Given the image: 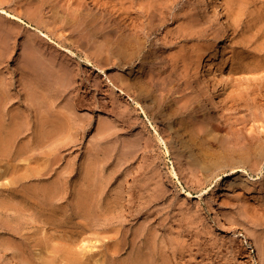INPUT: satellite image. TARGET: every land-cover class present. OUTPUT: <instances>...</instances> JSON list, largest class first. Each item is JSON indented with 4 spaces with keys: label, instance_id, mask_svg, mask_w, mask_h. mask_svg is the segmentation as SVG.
I'll list each match as a JSON object with an SVG mask.
<instances>
[{
    "label": "rangeland",
    "instance_id": "1",
    "mask_svg": "<svg viewBox=\"0 0 264 264\" xmlns=\"http://www.w3.org/2000/svg\"><path fill=\"white\" fill-rule=\"evenodd\" d=\"M39 1L0 0L26 21L0 14V264H264V0H216L226 27L204 0H141L164 14L139 48Z\"/></svg>",
    "mask_w": 264,
    "mask_h": 264
},
{
    "label": "bare ground",
    "instance_id": "2",
    "mask_svg": "<svg viewBox=\"0 0 264 264\" xmlns=\"http://www.w3.org/2000/svg\"><path fill=\"white\" fill-rule=\"evenodd\" d=\"M71 1H73V4H71ZM104 2V0H41V2L39 3V5H38V7H39V9H40V11H41V14H42V12H46V10L48 9L49 10V14L50 13H52V15H51V17L53 18V19H55L56 21L58 20L59 21V19H58V17H59V14H60V12L62 11V10H66V13H67V11H68V17H66L65 18V20L64 19H62V22H71V24H72V22H109L110 23V26L107 28L108 29V31H107V34L106 35H108L109 37H110V39L112 38V41H114V39L115 38H117V36H118V38H117V40H119V41H122L123 42V40H125L127 43L130 41V43H135V46H137V44H139L140 45V39H142V37H144V36H141V35H143V34H145L146 33V30H148L149 32L152 30V25H153V23H151V21H148V23H147V20L148 19H153L154 18V16L152 17L151 16V12L154 10L155 12H156V10H158L159 8H162L161 6L159 7V8H156V10L155 9H153L152 11H150V14L149 13H147L146 14V12H144V11H147L148 10V6H146V7H148V8H146L145 10H142V9H144V7L142 8V9H140V8H138V6H140V4H141V0H105L107 3H103ZM145 1V0H144ZM249 0H247L246 2H248ZM255 1V0H254ZM13 2V1H12ZM14 2H16V4L15 5H18L19 3L17 2V1H14ZM21 2V1H20ZM26 2H28V1H26ZM204 2H205V5H206V7H207V9L209 10V9H211L212 11H214L215 10V12H216V15H217V17H220V18H222L223 19V21H224V24H225V27H226V25L230 22V21H228V19L229 18H226L224 15H223V13H222V10L221 11H219V5H222L221 4V2H218V4L219 5H216V0H204ZM250 2V1H249ZM18 3V4H17ZM100 3H103L102 4V6L103 7H105V9L106 8H110V9H112V11H111V13L110 12H108V17H107V15H106V10L105 9H103V10H100V12L102 11V13H101V15H99L98 13H99V11L98 12H95V10H96V7L100 4ZM29 4H30V6L32 5L33 7H34V5H37L38 4V2L36 3V0H29ZM162 3H160V5H161ZM246 4V3H245ZM250 4H251V2H250ZM14 5V6H15ZM73 5H76V7H77V9H75V10H73V11H70L71 10V8H72V6ZM89 5H92V6H94L95 7V5H97L96 7H95V10H93L95 13H97L96 15H93L92 14V12L90 13V12H86V10H89V9H94L93 7L91 8H88V6ZM109 5V6H108ZM143 5L145 6L146 4L145 3H143ZM159 5V4H158ZM158 5L156 6V7H158ZM248 5V4H247ZM247 5H245V6H247ZM101 6V5H100ZM106 6H108V7H106ZM153 6H155V5H153ZM164 6V5H163ZM169 6V5H168ZM168 6H165L166 8H168ZM242 7V9H241V7ZM240 6H238V7H240V9H238V7H237V9L239 10L237 13L235 12V11H237V9H235V11L234 10H232L233 11V14H235V15H233V17L235 18V17H238V16H240L241 15V18L240 17H238L239 19H237L238 20V22H236V25H235V22L233 21V25H235L234 26V28H235V30L236 31H234L235 33L236 32H238L239 31V29H241L242 30V32H243V30H245L244 32H247L246 30H248L247 28H249V27H251L250 25H249V27H247L248 25H247V21L246 22H242V20H243V17H242V15H244V13H246V12H244L243 11V6L242 5H240ZM75 7V6H74ZM75 7V8H76ZM102 7V8H103ZM98 8H99V6H98ZM155 8V7H154ZM74 9V8H73ZM164 9V8H163ZM245 9V8H244ZM114 10H115V12H114ZM151 10V9H150ZM170 10H171V8H170ZM36 11H38V9L36 10ZM39 11V12H40ZM97 11V10H96ZM103 11H104V13H105V15L103 14ZM153 11V12H154ZM166 11V10H165ZM168 11H169V9H168ZM244 12L243 14H241V12ZM247 11V10H246ZM38 12V13H39ZM64 12V11H63ZM62 12V13H63ZM86 12V13H85ZM149 12V11H148ZM158 12L160 13V17L159 16H157V17H159V18H161L162 16H163V14H164V11L161 9H159L158 10ZM235 12V13H234ZM37 13V12H36ZM66 13H64V15L66 14ZM110 13V14H109ZM157 13V12H156ZM156 13H152V14H156ZM166 13H167V11H166ZM0 14H2L6 19H8L9 20V22H11L12 21V23L13 22H17V23H15V24H18V22H20V23H24V22H26L24 19H23V17L24 16H20V15H22V14H20L19 16L18 15H16V14H13L12 12H9L8 10H5L4 8H2V7H0ZM44 14V13H43ZM2 15H0V16H2ZM236 15H238V16H236ZM2 16V17H3ZM30 16V17H29ZM29 16H27L28 18L27 19H29V22H36V18H35V16L33 17L32 15H29ZM100 16V17H99ZM165 16V15H164ZM205 16V15H204ZM246 16V15H245ZM206 17V16H205ZM232 17V16H231ZM248 17V16H247ZM4 18V19H5ZM26 18V17H25ZM60 18V17H59ZM208 18V17H207ZM234 18H231L232 20L234 19ZM61 19V18H60ZM101 19H103V20H101ZM162 19V18H161ZM161 19H160V22H161ZM236 19V18H235ZM234 19V20H235ZM247 20H248V18H246ZM2 20H3V18H2ZM8 20H6L7 22H8ZM38 20V19H37ZM154 20V19H153ZM152 20V21H153ZM156 20V19H155ZM155 20L153 21V22H155ZM5 21V20H4ZM53 22H54V20H52ZM158 21V20H157ZM156 21V22H157ZM236 21V20H235ZM249 21V20H248ZM159 22V21H158ZM162 22H164V20L162 21ZM78 23V24H79ZM251 23V22H250ZM249 23V24H250ZM75 24V23H74ZM77 24V23H76ZM159 24V23H158ZM232 24V23H231ZM252 24V23H251ZM23 25V24H22ZM106 25V24H105ZM157 25V24H156ZM28 26V25H27ZM80 26H81V24H80ZM107 26H108V24H107ZM114 26H118L117 28H118V34L119 35H116L117 33H115V31H114ZM155 26V25H154ZM159 26H161V23H160V25ZM83 27H84V25H83ZM82 27V28H83ZM245 27H247L246 29H245ZM31 28H33V27H31ZM36 28V27H35ZM232 28H233V26H232ZM233 28V29H234ZM34 29V28H33ZM79 30H81V29H79ZM85 30V29H84ZM105 32H106V29L104 30ZM41 32V31H40ZM148 32V33H149ZM152 32V31H151ZM151 32L149 33V34H151ZM233 32V33H234ZM243 32V33H244ZM148 33H146V34H148ZM7 34V33H6ZM43 34V33H42ZM239 34H240V31H239ZM44 35V34H43ZM46 35V34H45ZM105 35V34H104ZM42 36V35H41ZM147 36V35H146ZM146 36H145V38H146ZM114 38V39H113ZM144 38V39H145ZM106 40H107V38H106ZM225 40H227V37H225ZM108 42H110L111 40H107ZM148 41V40H147ZM6 42V41H5ZM51 42H52V40H51ZM107 42V43H108ZM143 42H145V41H142V43ZM113 43V42H112ZM117 43V42H116ZM121 43V42H120ZM125 42H123L122 44L123 45H125V44H127V43H125ZM141 43V44H142ZM229 42H227V44H228ZM4 44V43H3ZM8 44V43H7ZM114 44H115V41H114ZM113 44V45H114ZM121 44V45H122ZM112 45V44H111ZM110 45V43H109V46H111ZM113 45H112V47H113ZM138 45V46H139ZM143 45H145V43L143 44ZM166 45V44H165ZM9 46V45H8ZM108 46V47H109ZM130 46H131V44H130ZM133 46V45H132ZM131 46V47H132ZM137 46V48H139ZM0 47H2V45H0ZM141 47V46H140ZM158 47V46H157ZM110 48V47H109ZM143 48V47H142ZM162 48V47H161ZM108 49V48H107ZM163 50H164V52H165V48H162ZM167 49V48H166ZM0 50H3V49H0ZM7 50V49H6ZM114 50L116 51V48H114L113 47V52H114ZM142 50V49H141ZM109 51V50H108ZM156 51H158V49L156 48ZM160 51V50H159ZM162 51V50H161ZM4 52V51H3ZM6 52V51H5ZM9 52V51H8ZM7 52V53H8ZM34 52V51H33ZM110 52L111 51H109V54H110ZM117 53H119L118 51H116ZM115 52V53H116ZM135 52H136V50H135ZM138 53H139V51H137ZM141 52V51H140ZM37 53V52H36ZM38 53H39V51H38ZM37 53V54H38ZM159 53V52H158ZM5 54V53H4ZM33 54V53H32ZM112 54V53H111ZM110 54V55H111ZM131 54V53H130ZM133 54H135V53H133ZM133 54H131V55H133ZM136 55V54H135ZM134 55V56H135ZM156 55V60L154 59V61H156V63H153L154 64V67H155V71L156 70H158V68L160 67V69L162 68V66L164 65L163 63L164 62H166V60H167V58H168V56H167V58H166V60H165V58H164V53H162V54H158V56H157V53L155 54ZM195 57H196V59H197V56H196V54H193ZM31 56V55H30ZM35 56V55H34ZM126 56H127V54H126ZM125 55L123 56V58H125L126 57ZM175 56H177V55H175ZM41 57V56H40ZM129 57V56H128ZM128 57H126V58H128ZM143 57H146V56H143ZM155 57V56H154ZM154 57H151L152 59L154 58ZM170 58L169 59H171V56H169ZM183 57H185V56H183ZM192 57V56H191ZM37 58V57H36ZM135 58H137V56L135 57ZM151 58H149V59H151ZM175 58V57H174ZM181 58H182V56H181ZM187 58V57H186ZM185 58V59H186ZM34 58H32V62H34V60H33ZM42 59H43V57H42ZM42 59H39V60H41L42 61ZM132 59H134V58H132ZM138 59V58H137ZM177 59H178V57H177ZM180 59V58H179ZM191 59H193V58H191ZM195 59V60H196ZM38 60V61H39ZM125 60V59H124ZM130 60V59H129ZM146 60H148V59H146ZM173 60H175V59H173ZM181 60V59H180ZM179 60V61H180ZM182 60H184L183 58H182ZM194 60V59H193ZM192 60V61H193ZM194 60V61H195ZM35 61H37V59H35ZM45 61H46V59H45ZM143 61V60H142ZM145 61V60H144ZM149 61V60H148ZM150 61H152V60H150ZM170 61H172V59L170 60ZM189 61H190V58H189ZM192 61H190L189 63H187V65L188 64H192L191 62ZM31 62V64H33ZM173 62V61H172ZM176 62H178V61H176ZM176 62H173V63H176ZM180 62H182V61H180ZM179 62V63H180ZM187 62V61H186ZM36 62H34V64H35ZM43 63H45V62H43ZM146 63V62H145ZM169 63H171V62H169ZM173 63H171L170 64V66H171V68L173 69V67L175 66V64H173ZM30 64V63H29ZM47 64H48V62H47ZM152 63L150 62V65H151ZM152 64V65H153ZM163 64V65H162ZM168 64V63H167ZM185 64V63H184ZM37 65V64H36ZM36 65H34V67L36 66ZM43 65V64H42ZM46 65V64H45ZM143 65H144V63H143ZM151 65V66H152ZM183 65V64H182ZM39 66H40V68H41V65L39 64ZM49 66H51V65H49ZM145 66V65H144ZM147 66V65H146ZM151 66H149V67H151ZM169 66V65H168ZM169 66V67H170ZM177 66H179L178 64H177ZM176 66V67H177ZM186 66V65H185ZM185 66H183V69H185L184 67ZM225 66H227V64L225 65ZM43 67H45V66H43ZM149 67L147 68V69H145V70H147L148 71V69H149ZM179 67H181V66H179ZM178 67V68H179ZM191 68L193 67V66H190ZM255 67V66H254ZM36 68H37V66H36ZM39 68V67H38ZM151 68H153V67H151ZM157 68V69H156ZM165 68H166V66H165ZM165 68H163V70L165 69ZM175 68V67H174ZM182 68V67H181ZM181 68H179V69H181ZM188 68V67H187ZM190 68V69H191ZM242 67H240V69H241ZM168 69V68H167ZM171 69V70H172ZM179 69H178V71H179ZM189 69V68H188ZM240 69H239V71H240ZM40 70V69H39ZM144 70V71H145ZM151 69H149V71H150ZM187 70V69H186ZM185 70V71H186ZM241 70H244V69H241ZM41 71H43V70H41ZM45 71V70H44ZM48 70L46 69V72H47ZM142 71V70H141ZM146 71V72H147ZM152 71H153V69H152ZM151 71V72H152ZM165 71V70H164ZM176 71V72H175ZM172 70V72H175V73H177V68H176V70ZM181 71V70H180ZM188 71V70H187ZM46 72H44V73H46ZM52 72V71H51ZM55 72V71H54ZM154 72V71H153ZM156 72H158V71H156ZM168 72V71H167ZM166 72V73H167ZM169 72H170V70H169ZM191 72V71H190ZM49 73V72H48ZM144 73V72H143ZM183 72H181V74H182ZM50 74V73H49ZM48 74V75H49ZM53 74V73H52ZM151 74V73H150ZM180 74V75H181ZM186 74V73H185ZM189 73L187 72V75H188ZM56 75V74H55ZM149 75V74H148ZM171 75H172V77H173V74H171L170 73V77H171ZM180 75H178V76H180ZM158 76V75H157ZM188 76H190V75H188ZM47 77V76H46ZM51 77V76H50ZM55 78H56V76H54ZM154 77V76H153ZM164 77V76H163ZM166 77V76H165ZM174 77H175V75H174ZM173 77V78H174ZM181 77V76H180ZM202 77L204 78V80H205V86L208 88L209 87V83H208V77H207V75H206V72L205 73H203V75H202ZM45 78V77H44ZM54 78V79H55ZM160 78V77H159ZM158 78V79H159ZM177 78V80L179 79L178 77H176ZM188 78V77H187ZM53 78H51L50 80H52ZM60 79V78H59ZM58 78H57V80H59ZM67 79V78H66ZM65 79V80H66ZM151 79H153V78H151ZM157 80V77H155L153 80ZM163 79V78H162ZM167 79H168V77H167ZM170 79V78H169ZM168 79V80H169ZM172 79V78H171ZM186 79V78H185ZM185 79L183 78V80L185 81ZM56 80V81H57ZM164 80V79H163ZM172 80H175V79H172ZM180 80V79H179ZM178 80V81H179ZM40 82H44L43 80L42 81H40ZM47 82L48 81H46V84H47ZM53 82V81H52ZM58 82V81H57ZM65 82V81H64ZM180 82V81H179ZM240 82H243L242 80L240 81ZM45 83V82H44ZM51 83V82H50ZM59 83V82H58ZM61 84H62V82H60ZM160 83V82H159ZM159 83H153L154 85H156V86H158L159 85ZM172 83V82H171ZM174 84H178V82L177 83H175V82H173ZM180 83H182V81L180 82ZM180 83H179V85H180ZM186 84H187V82H185ZM184 83V84H185ZM38 84V83H37ZM39 84H41V83H39ZM54 84V83H53ZM56 84V83H55ZM67 84V83H66ZM65 84V85H66ZM135 84V83H134ZM161 84V83H160ZM169 84V83H168ZM183 84V83H182ZM181 84V85H182ZM47 85H49V83L47 84ZM163 85H165V84H163ZM189 85H191V83H189ZM193 85V84H192ZM64 86V85H63ZM166 86H167V84H166ZM169 86H170V84H169ZM175 86V85H174ZM186 86V85H185ZM188 86V85H187ZM176 88H177V86H175ZM174 87V88H175ZM182 87V86H181ZM190 87V86H189ZM189 87H188V89H189ZM192 87V86H191ZM153 88H155V87H153ZM173 87H171L169 90H171V91H173V89H172ZM161 89H163L162 87H161ZM179 89H180V87H179ZM179 89L177 90L176 89V92L177 91H179ZM185 89H186V87H185ZM187 89V90H188ZM160 89H158L157 91H159ZM166 90H167V87H166ZM227 88L225 87L224 88V90L222 89L221 91H222V93H224V92H227ZM154 91H156V89H154ZM162 91V90H161ZM180 91H182V89L180 90ZM221 91L219 92L218 91V93H221ZM224 91V92H223ZM169 92V91H168ZM171 93L172 92H170V94H169V96H172L171 95ZM217 93V94H218ZM164 94V93H163ZM175 94V93H174ZM184 94H188V93H184ZM183 94V95H184ZM191 94V93H190ZM189 94V95H190ZM224 94H226V93H224ZM231 93H229V95H230ZM156 95V94H155ZM159 95V94H158ZM158 95H156V96H158ZM165 95V94H164ZM228 95V96H229ZM244 95H246V93H243V96ZM168 96V95H167ZM178 96H180V95H178ZM218 96H219V94H218ZM228 96H227V101H231L230 102V104L232 103V105L230 106L229 105V103H228V105H229V107H227L228 105H226V106H224L223 108L224 109H226L225 107H227L228 109H226V110H228V111H231L230 113L232 114V112H233V114L234 113H237L238 111H240V102L241 101H243V96L242 95H233V93L230 95V99L228 98ZM160 99L162 98V97H160V96H158ZM158 97L156 98V99H158ZM163 97H165V96H163ZM181 97V96H180ZM187 97H188V95H187ZM245 97V96H244ZM169 97H167V99H168ZM171 98V97H170ZM170 98L168 99V100H170ZM177 98H179V97H177ZM176 98V99H177ZM184 98H186V96L184 97ZM156 99H155V102H156ZM166 99V98H165ZM165 99H163L162 98V100L164 101ZM166 99V101L168 102V100ZM171 99H175V97L174 98H171ZM176 99H175V101H176ZM183 99V98H182ZM187 99H190L189 97L187 98ZM178 100H180L181 101V98H179ZM192 100H193V98H192ZM196 100V99H195ZM226 100V99H225ZM162 101V102H163ZM194 101V100H193ZM198 102H199V100H197ZM208 101V100H207ZM166 102V103H167ZM177 102V101H176ZM175 102V103H176ZM190 102V101H189ZM158 103H159V105H160V102L158 101ZM165 103V102H164ZM172 102H171V100H170V104H171ZM188 103V102H187ZM191 103V102H190ZM196 103V102H195ZM202 103V102H201ZM156 104H157V102H156ZM194 104V103H193ZM198 104V103H197ZM185 105V104H184ZM201 105V104H200ZM156 106V105H155ZM172 106H173V103H172ZM189 106H191V105H189ZM194 106H198V105H195L194 104ZM186 107H187V105H186ZM192 107V106H191ZM200 106H198L197 108H199ZM201 107H202V105H201ZM157 108V107H156ZM159 108V107H158ZM157 108V109H158ZM162 108V107H161ZM169 108V107H168ZM160 110V109H159ZM171 110V109H170ZM182 110V109H181ZM187 110V109H186ZM190 110H192L191 108H190ZM198 110H200V108L198 109ZM225 110V111H226ZM159 112V111H158ZM192 112H193V110H192ZM197 112V111H196ZM222 112H224V110H222ZM227 112V111H226ZM226 112H225V114H223V116H222V119H225L226 117H229V116H226L227 114H226ZM160 113V112H159ZM168 113H170V112H168ZM167 113V114H168ZM188 113V112H187ZM217 113V112H216ZM216 113H215V115H216ZM219 113V112H218ZM229 113V114H230ZM190 114H191V111H190ZM231 114H230V116H231ZM232 114V115H233ZM212 116H214V115H212ZM210 118V117H209ZM213 119H215V118H213ZM247 119V118H246ZM249 119V118H248ZM248 119H247V121H248ZM213 121V120H212ZM218 121V120H217ZM239 121V120H238ZM242 121V120H241ZM246 120H243L242 121V123L244 124L245 122H247ZM236 122V121H235ZM201 124H203V123H201ZM235 124V123H234ZM238 124H240V123H238ZM19 129V128H18ZM16 131H18V130H16ZM206 132H208L207 130H206ZM205 132V133H206ZM20 133V132H19ZM209 133V132H208ZM207 133V134H208ZM17 134V133H16ZM18 135V134H17ZM13 136V135H12ZM209 137H211V138H213L214 136L211 134V133H209ZM11 138V137H10ZM14 138H15V136H14ZM201 151V150H200ZM205 151V150H204ZM202 153V152H201ZM208 153V152H207ZM203 154V153H202ZM204 155V154H203ZM203 157V156H202ZM204 158H207V157H204ZM224 179V178H223ZM221 181H222V178L220 177V179H218L216 182H215V186H214V188H215V190H214V192L215 191H218V190H221V189H223L224 188V186H222V184H220L221 183ZM118 250V249H117ZM122 250V249H121ZM73 251H75V250H73ZM72 251V252H73ZM120 251V250H119ZM121 252V251H120ZM75 253V252H74ZM77 253V252H76ZM80 253V252H79ZM69 254H71V252H69ZM114 254V253H113ZM117 254H120V253H118V251H117ZM87 254H85V256H86ZM141 255V254H140ZM71 256V255H70ZM81 257H82V255H80ZM84 256V257H85ZM134 256V255H133ZM111 257V256H110ZM70 258V257H69ZM74 258V257H73ZM76 258H78V257H76ZM86 258H88V257H86ZM85 258V259H86ZM112 258V257H111ZM118 258H119V255H118ZM133 258V257H132ZM138 258H139V256H138ZM81 259H84V258H81ZM134 259V258H133ZM80 260V259H79ZM118 260V259H117ZM135 260V262H134V264H142V262H140L138 259H134ZM141 260V259H140ZM71 261H72V258H71ZM87 261H88V259H87ZM86 261V262H87ZM112 261V260H111ZM116 261V260H115ZM114 261V262H115ZM78 262V261H77ZM84 262V261H83ZM85 262V263H86ZM164 262H167L166 261V258H165V260H164ZM146 263V262H145ZM151 263H153V262H151ZM150 263V264H151ZM169 263V262H168ZM112 264H113V262H112ZM131 264H133L132 262H131ZM165 264V263H164Z\"/></svg>",
    "mask_w": 264,
    "mask_h": 264
}]
</instances>
